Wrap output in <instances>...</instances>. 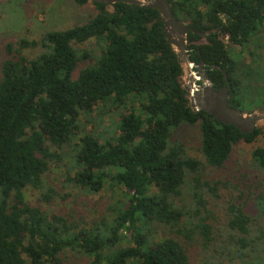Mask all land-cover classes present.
Returning <instances> with one entry per match:
<instances>
[{"label":"trees","instance_id":"trees-1","mask_svg":"<svg viewBox=\"0 0 264 264\" xmlns=\"http://www.w3.org/2000/svg\"><path fill=\"white\" fill-rule=\"evenodd\" d=\"M74 1L95 12L83 23L3 45L0 264H62L68 254L88 264H198L188 243L196 233L203 247L212 238L211 225L198 216L200 173L222 168L239 142L260 140L250 156L264 179V124L242 133L191 109L182 59L157 9ZM168 3L189 27L190 59L202 58L216 85L224 81L213 65L226 69L231 105L254 111L264 102V69L244 62L241 51L264 32V0ZM35 48L32 57L24 53ZM196 124L203 160L171 137ZM52 171L61 177L60 190L46 180ZM185 187L195 199L192 215L179 205ZM104 190L120 197L99 215L51 206L71 199L86 208V196ZM237 210L229 224L246 234L249 217ZM254 241L237 244L251 250ZM238 258L245 261L240 252Z\"/></svg>","mask_w":264,"mask_h":264},{"label":"rangeland","instance_id":"rangeland-1","mask_svg":"<svg viewBox=\"0 0 264 264\" xmlns=\"http://www.w3.org/2000/svg\"><path fill=\"white\" fill-rule=\"evenodd\" d=\"M94 12L92 4L79 6L74 0H0V63L6 56L3 46L6 42L20 38L38 39L47 30L83 23ZM38 51L39 48L25 49L24 53L32 57ZM241 52L244 62L252 67L256 65L264 69V32L243 47ZM182 67L181 82L184 85L187 83V72L183 61ZM254 106L258 108L259 104ZM250 110L254 111L244 113H252L257 109ZM262 124L263 121L258 123V125ZM171 137L173 141L181 142L189 155L202 159L199 150L201 135L198 124L182 126L175 130ZM260 142V140L251 144L239 142L233 146L222 168L205 167L201 171L196 190L202 197L204 211L201 209L198 216L211 225L212 238L206 243L207 246L203 247L202 238L196 233L197 238L188 243L187 250L193 263L264 264V179L263 175L253 167L250 156L252 149ZM46 180L55 189H61V177L58 172L52 171ZM36 196V194L29 195V200H34ZM86 197V200L81 198L87 203L86 208H83L80 202L72 203L71 199L65 203L57 199L51 206L56 211L58 209L67 211L69 207L74 209L79 206L78 210L83 209L85 216H94L103 213L110 203H115L120 194L104 190ZM179 205L183 206L190 215L196 211L195 199L187 187L181 193ZM237 209L249 217L247 223L249 231L246 234L229 224L237 214ZM184 218H187V215ZM198 219L196 217V221ZM240 238L255 240L252 249L242 250L237 244ZM123 245L124 242L120 246ZM239 252L242 257L244 256L245 261H239ZM229 257L233 261L229 260ZM88 262V259L77 254H68L62 264H88Z\"/></svg>","mask_w":264,"mask_h":264},{"label":"water","instance_id":"water-1","mask_svg":"<svg viewBox=\"0 0 264 264\" xmlns=\"http://www.w3.org/2000/svg\"><path fill=\"white\" fill-rule=\"evenodd\" d=\"M111 5L118 2L138 4L144 7L155 8L161 16L167 40L175 48L177 55L182 59L187 72V83L183 85L189 97V104L194 112L204 111L211 114L219 122L233 125L242 133H248L259 122H264V110L244 113L228 104L231 82L222 68L225 85L215 89L213 81L206 74L203 63L196 64L190 59V50L187 48L186 34L189 27L185 22L176 19L171 11L168 0H89ZM217 69V66H214Z\"/></svg>","mask_w":264,"mask_h":264},{"label":"flooded vegetation","instance_id":"flooded-vegetation-1","mask_svg":"<svg viewBox=\"0 0 264 264\" xmlns=\"http://www.w3.org/2000/svg\"><path fill=\"white\" fill-rule=\"evenodd\" d=\"M192 53H194V51H193V49L192 50H190V55H192ZM193 62H195L196 64H200V63H203V67H204V69L206 70V74L208 75V77L211 79V77L209 76V74H208V70L210 69L209 67H208V65L202 60V58H199L198 59V61H193ZM214 66L215 65H213V69H215L214 68ZM218 67V66H217ZM221 69L222 68H220V67H218L216 70H218V71H220L221 72ZM222 73V72H221ZM222 77H223V74H222ZM212 80V79H211ZM213 81V80H212ZM224 81V80H223ZM213 83H214V81H213ZM225 85V83H223V84H221V85H216L215 83H214V88L215 89H218V88H220V87H223ZM232 85V84H231ZM231 90H232V86L230 87V89H229V93H230V97H229V99H228V104L231 106V107H234V106H232L231 105V103H230V99H231ZM234 108H236V107H234ZM236 109H238V108H236ZM257 110L256 111H262V110H264V102L262 103V104H260L259 105V107L258 108H256Z\"/></svg>","mask_w":264,"mask_h":264}]
</instances>
